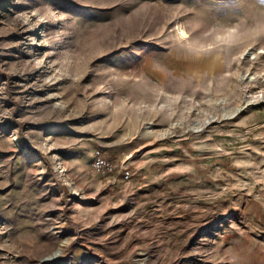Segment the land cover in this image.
Returning a JSON list of instances; mask_svg holds the SVG:
<instances>
[{
  "label": "rangeland",
  "instance_id": "374dc122",
  "mask_svg": "<svg viewBox=\"0 0 264 264\" xmlns=\"http://www.w3.org/2000/svg\"><path fill=\"white\" fill-rule=\"evenodd\" d=\"M0 264H264V0H0Z\"/></svg>",
  "mask_w": 264,
  "mask_h": 264
},
{
  "label": "built area",
  "instance_id": "2783aa9c",
  "mask_svg": "<svg viewBox=\"0 0 264 264\" xmlns=\"http://www.w3.org/2000/svg\"><path fill=\"white\" fill-rule=\"evenodd\" d=\"M90 166L103 175L118 173L123 180H129L131 177V173L128 169L122 165L118 166L112 163L99 148L92 150Z\"/></svg>",
  "mask_w": 264,
  "mask_h": 264
},
{
  "label": "bare ground",
  "instance_id": "6f19581e",
  "mask_svg": "<svg viewBox=\"0 0 264 264\" xmlns=\"http://www.w3.org/2000/svg\"><path fill=\"white\" fill-rule=\"evenodd\" d=\"M181 29V28H180ZM182 32H184V31H182Z\"/></svg>",
  "mask_w": 264,
  "mask_h": 264
}]
</instances>
